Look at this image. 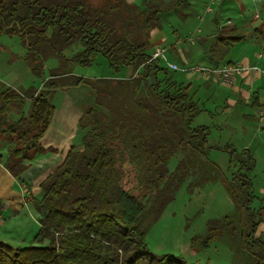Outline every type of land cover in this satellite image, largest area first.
Masks as SVG:
<instances>
[{"label": "trees", "instance_id": "16d2710c", "mask_svg": "<svg viewBox=\"0 0 264 264\" xmlns=\"http://www.w3.org/2000/svg\"><path fill=\"white\" fill-rule=\"evenodd\" d=\"M183 1L174 0V7ZM162 8L161 0H104L99 6L88 0H0V36L18 38L32 76L22 90L0 81V161L12 177L24 181L27 163L43 152L39 140L55 93L87 90L79 143L39 182L40 198H30L39 216L36 244L13 247L0 240V264H189L152 254L145 221H156L180 190L193 195L212 183L221 184L233 211L208 219L206 234L191 238L192 248L208 249L225 236L248 264H264V241L255 236L262 199L253 192L251 152L212 143L210 128L194 124L203 108L189 85L160 60L148 61ZM77 45L79 51L68 54ZM98 55L113 76L76 74ZM49 59L58 63L44 74ZM123 68L125 77H115ZM217 156L225 162L217 163Z\"/></svg>", "mask_w": 264, "mask_h": 264}, {"label": "crops", "instance_id": "0c3cea01", "mask_svg": "<svg viewBox=\"0 0 264 264\" xmlns=\"http://www.w3.org/2000/svg\"><path fill=\"white\" fill-rule=\"evenodd\" d=\"M88 1L93 6L104 2ZM122 1L126 5H141L145 0ZM206 1L184 0L180 6L174 7V0H161L163 8L159 17L162 27L159 32L151 34L153 48H167V59L173 64L185 65L198 61L208 66H223L238 63L264 70V18L261 19L260 15L258 19L252 17V21L246 19L242 3L238 7L239 14L231 17L228 7L231 0H221L216 12L202 21L203 29L193 42L181 45L174 43L176 37L186 36L185 32L192 30L193 23L198 20L197 17ZM262 2L263 11L264 0ZM258 20L260 21L256 22ZM165 27L168 28L167 32L164 31ZM159 33L162 34L161 37L158 36ZM154 35L156 37H153ZM218 36L243 38L231 44H224ZM196 81L198 83L194 84L190 80L182 82L189 85L194 100L203 108L194 124L210 128L209 138L212 143L231 144L237 150L248 149L255 160L251 173L253 192L258 199H262L257 206L260 220L255 236L264 241V178H257L256 172V167L264 163V76L259 73L235 76L230 85H224L209 77L197 78ZM57 94L59 103L52 102L54 112L49 127L39 140L43 152L37 153L27 163L28 169L22 175L24 181L12 177L4 168L3 161H0V215L7 209H19L32 195L38 193L39 182L61 163L69 148L80 141L78 120L82 115L81 102L86 97L87 90L64 88L55 93L52 101ZM214 131L226 132L227 135L223 137V141L212 138ZM0 155L5 158L4 151ZM17 186L22 189V193L15 191Z\"/></svg>", "mask_w": 264, "mask_h": 264}, {"label": "rangeland", "instance_id": "374dc122", "mask_svg": "<svg viewBox=\"0 0 264 264\" xmlns=\"http://www.w3.org/2000/svg\"><path fill=\"white\" fill-rule=\"evenodd\" d=\"M208 1V0H207ZM206 1V2H207ZM261 2V3H260ZM221 0L213 4L212 14L220 5ZM229 16L235 17L238 13V7L242 3L244 5V15L246 19H251L258 14L261 19L264 18V9L262 11V0H231L229 2ZM208 14L204 16L207 19ZM258 17V18H259ZM203 18V20H204ZM257 18V19H258ZM255 19V18H254ZM202 20V21H203ZM196 20L193 23L192 30H187L189 36L196 28L203 29V22ZM260 20L256 21L259 22ZM171 23V22H170ZM164 24V23H163ZM167 32L168 28L165 27ZM241 31H245L241 29ZM175 33V32H174ZM158 36H162L159 33ZM186 36H178L185 38ZM199 35L196 36V38ZM153 37H156L155 35ZM195 38V39H196ZM157 39H160L157 37ZM154 39V40H157ZM175 43V42H174ZM79 46H72L68 49V54H75L79 51ZM24 50L19 44L17 37L0 36V81L9 85L16 90H22L31 85L32 76L29 67L24 61ZM55 59H49L46 63L44 74L47 69L57 66ZM164 64V63H163ZM165 65V64H164ZM177 66L206 65L198 61H192L185 65L176 64ZM173 72V71H171ZM126 69H121L115 77H125ZM179 81L186 83L190 80L193 84L198 83V79L202 76L195 73L173 72ZM76 74L87 78H100L113 76L107 60L98 55L91 66L87 68H77ZM39 78L33 79V84H40ZM59 96L52 101L58 104ZM15 118V117H14ZM217 133V134H216ZM226 132L218 133L214 131L212 138H219L223 141ZM214 157V156H213ZM217 163L222 164L225 159L222 157L215 158ZM257 178L263 180L264 163L256 167ZM127 178H124V182ZM130 186V183L126 184ZM15 191L22 193L19 186L15 187ZM34 200L40 198L39 193L32 195ZM34 200H29L19 206V209H7L1 213L0 222V240L13 247H27L36 244L34 236L38 231V213L34 207ZM233 211L232 204L228 199L221 184L212 183L203 189H199L193 195L187 194L180 190L174 200L169 202L162 210L159 218L150 222L145 221L146 228V244L148 250L154 255L168 254L184 260L189 264H248V257L238 250L235 245L229 242L225 236L213 242L208 249L195 251L191 246V238L194 236H204L206 234V221L216 218ZM44 244H47L45 241Z\"/></svg>", "mask_w": 264, "mask_h": 264}, {"label": "built area", "instance_id": "2783aa9c", "mask_svg": "<svg viewBox=\"0 0 264 264\" xmlns=\"http://www.w3.org/2000/svg\"><path fill=\"white\" fill-rule=\"evenodd\" d=\"M219 0H208L200 14L198 15V21H202L204 16L212 14V6ZM258 14L254 15V18L257 19ZM200 33V29L196 28L189 36L185 38H178L175 41L176 45H181L183 43H190L196 38ZM167 48L159 47L154 48L150 53L148 61L160 60L165 66L171 71H178L181 73H195L199 74L203 78L209 77L214 81H218L224 85H230L235 76H242L250 73H259L264 76V70L260 69L257 66H243L238 63L225 64L223 66H208V65H192V66H177L168 61L166 56Z\"/></svg>", "mask_w": 264, "mask_h": 264}]
</instances>
